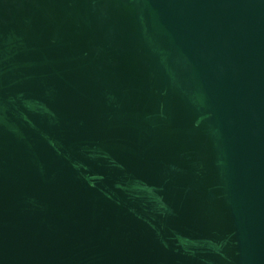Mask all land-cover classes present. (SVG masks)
Masks as SVG:
<instances>
[{"label": "water", "instance_id": "95a60500", "mask_svg": "<svg viewBox=\"0 0 264 264\" xmlns=\"http://www.w3.org/2000/svg\"><path fill=\"white\" fill-rule=\"evenodd\" d=\"M0 264H264V0H0Z\"/></svg>", "mask_w": 264, "mask_h": 264}]
</instances>
